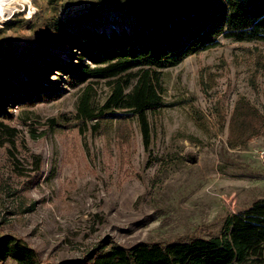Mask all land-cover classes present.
<instances>
[{"label": "rangeland", "instance_id": "1", "mask_svg": "<svg viewBox=\"0 0 264 264\" xmlns=\"http://www.w3.org/2000/svg\"><path fill=\"white\" fill-rule=\"evenodd\" d=\"M12 2L0 18V101L11 113L0 116V235L23 239L43 263L67 264L103 242L130 247L219 234L228 213L264 198V129L253 127L264 122V41L221 38L158 70L166 106L147 110L145 147L131 110L102 108L117 79L68 84L79 52L54 40L63 22L83 45L71 23L92 30L99 11L98 33L130 28L122 1ZM46 61L66 69L45 72ZM25 80L57 84L59 96L24 105L11 85ZM84 96L104 120L78 121ZM235 113L248 127L235 124Z\"/></svg>", "mask_w": 264, "mask_h": 264}, {"label": "trees", "instance_id": "2", "mask_svg": "<svg viewBox=\"0 0 264 264\" xmlns=\"http://www.w3.org/2000/svg\"><path fill=\"white\" fill-rule=\"evenodd\" d=\"M121 1L130 19V28L124 25L117 28V25L108 32L103 28L98 33L95 28L103 18L99 11L90 18L92 30L82 28L79 20L71 23L77 26L83 45H78L75 36L68 31V24L63 22L57 27L54 40L79 52L81 62L74 67L67 66L68 84L76 85L88 78L117 79L102 108L131 110L145 147L150 137L147 110L166 106L160 92L158 70L175 67L190 55L218 46L221 38L237 42L264 41V0ZM52 38L44 40L49 42ZM84 58L94 67L84 64ZM45 65V72L51 67H56L57 72L66 69L65 65L52 61H46ZM133 70L136 79L132 84ZM125 74L128 77L123 79ZM11 88L17 96L15 100L24 105H31L36 99L56 98L60 93L57 84L48 86L41 81L25 80ZM235 114V124H245V119L239 117L242 113ZM105 115L103 111L93 112L85 96L80 99L78 121L98 122L104 120ZM0 116L11 117L3 101H0ZM2 124L0 120V126ZM253 127L260 131L264 129V122H256ZM7 262L49 264L41 262L37 251L23 239L2 234L0 264ZM67 264H264V198L255 200L246 209L228 213L219 234L207 238L190 236L165 243L139 242L130 247L103 242L84 258Z\"/></svg>", "mask_w": 264, "mask_h": 264}, {"label": "bare ground", "instance_id": "3", "mask_svg": "<svg viewBox=\"0 0 264 264\" xmlns=\"http://www.w3.org/2000/svg\"><path fill=\"white\" fill-rule=\"evenodd\" d=\"M12 1L14 0H3V3H0V9H3V16H5L6 11L10 9V5L13 3Z\"/></svg>", "mask_w": 264, "mask_h": 264}, {"label": "clouds", "instance_id": "4", "mask_svg": "<svg viewBox=\"0 0 264 264\" xmlns=\"http://www.w3.org/2000/svg\"><path fill=\"white\" fill-rule=\"evenodd\" d=\"M0 3H3V0H0ZM0 18H3V9H0Z\"/></svg>", "mask_w": 264, "mask_h": 264}, {"label": "built area", "instance_id": "5", "mask_svg": "<svg viewBox=\"0 0 264 264\" xmlns=\"http://www.w3.org/2000/svg\"><path fill=\"white\" fill-rule=\"evenodd\" d=\"M260 155L262 156V158L264 160V148L260 151Z\"/></svg>", "mask_w": 264, "mask_h": 264}]
</instances>
